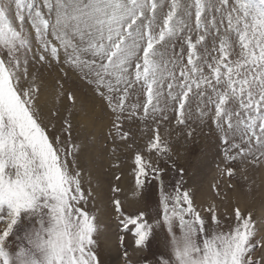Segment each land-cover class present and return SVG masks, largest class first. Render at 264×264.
<instances>
[{"label":"snow or ice","instance_id":"obj_1","mask_svg":"<svg viewBox=\"0 0 264 264\" xmlns=\"http://www.w3.org/2000/svg\"><path fill=\"white\" fill-rule=\"evenodd\" d=\"M257 173L264 0H0V264H264Z\"/></svg>","mask_w":264,"mask_h":264},{"label":"rangeland","instance_id":"obj_2","mask_svg":"<svg viewBox=\"0 0 264 264\" xmlns=\"http://www.w3.org/2000/svg\"><path fill=\"white\" fill-rule=\"evenodd\" d=\"M137 136H139V133H137ZM173 150L176 153L178 164L182 165L187 172L185 179L191 178L190 183L195 181L201 184L203 189L207 191L208 183L215 171V163L213 160V152L215 149L212 148L211 144L203 137H193L191 139L181 137L174 142ZM111 162L113 161H110L107 153H104L99 161V173L102 176V195L108 193V189L114 181L116 170L105 171V169L109 168ZM119 171L122 173L120 184L127 191L131 188L134 180L129 175L130 161L123 155L121 156V168ZM172 175L173 173L170 170L169 176L166 179H171ZM254 179L256 180V185L259 187L253 189L249 198L253 199L257 206H259L261 199L264 198V173H257ZM156 197L157 192L155 190L149 193L150 202H154Z\"/></svg>","mask_w":264,"mask_h":264},{"label":"bare ground","instance_id":"obj_3","mask_svg":"<svg viewBox=\"0 0 264 264\" xmlns=\"http://www.w3.org/2000/svg\"><path fill=\"white\" fill-rule=\"evenodd\" d=\"M263 192H264V190H263Z\"/></svg>","mask_w":264,"mask_h":264}]
</instances>
